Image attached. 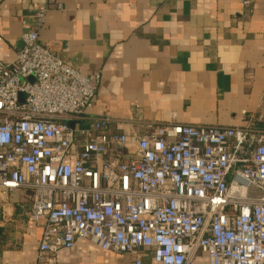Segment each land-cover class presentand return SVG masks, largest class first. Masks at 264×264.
Wrapping results in <instances>:
<instances>
[{
	"label": "built area",
	"instance_id": "1",
	"mask_svg": "<svg viewBox=\"0 0 264 264\" xmlns=\"http://www.w3.org/2000/svg\"><path fill=\"white\" fill-rule=\"evenodd\" d=\"M22 40L0 61V194L29 190L42 227L36 264H57L80 238L135 264L148 250L159 264H194L199 252L206 264H264V127L111 131V117L91 111L101 75L42 45L38 28Z\"/></svg>",
	"mask_w": 264,
	"mask_h": 264
},
{
	"label": "crops",
	"instance_id": "2",
	"mask_svg": "<svg viewBox=\"0 0 264 264\" xmlns=\"http://www.w3.org/2000/svg\"><path fill=\"white\" fill-rule=\"evenodd\" d=\"M26 27L81 73L101 75L91 111L110 116L111 131L140 135L170 121L264 127V0H0V61L16 58ZM30 208L27 189L0 194V264L37 263L42 227ZM151 252L142 264H159ZM206 263L199 252L194 264ZM57 264L135 259L80 238Z\"/></svg>",
	"mask_w": 264,
	"mask_h": 264
},
{
	"label": "water",
	"instance_id": "3",
	"mask_svg": "<svg viewBox=\"0 0 264 264\" xmlns=\"http://www.w3.org/2000/svg\"><path fill=\"white\" fill-rule=\"evenodd\" d=\"M33 77H31V79H32ZM69 125L71 126V127H74V125H75V122H73V121H71V122H69ZM83 128H88L89 127V125H86V124H82L81 125Z\"/></svg>",
	"mask_w": 264,
	"mask_h": 264
}]
</instances>
